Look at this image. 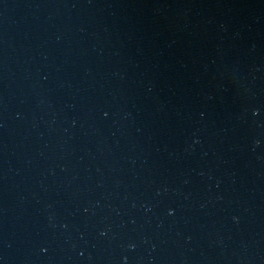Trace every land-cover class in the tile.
<instances>
[{"label":"water","instance_id":"1","mask_svg":"<svg viewBox=\"0 0 264 264\" xmlns=\"http://www.w3.org/2000/svg\"><path fill=\"white\" fill-rule=\"evenodd\" d=\"M0 264H264V0H0Z\"/></svg>","mask_w":264,"mask_h":264}]
</instances>
